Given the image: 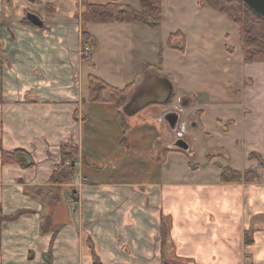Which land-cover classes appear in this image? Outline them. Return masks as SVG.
<instances>
[{"label": "crops", "instance_id": "obj_1", "mask_svg": "<svg viewBox=\"0 0 264 264\" xmlns=\"http://www.w3.org/2000/svg\"><path fill=\"white\" fill-rule=\"evenodd\" d=\"M89 1L141 9L140 0ZM187 2L197 15L195 29H177L165 34L160 46L154 43L150 31L160 28L164 19L161 0L158 27L89 23L93 43L89 55L83 56L81 0H0V142L3 151L23 150L31 162L29 167L2 163L0 150L1 209L5 215L23 211L2 224L0 264H92L90 245L101 264H264V58L247 60L239 45L237 51L227 49L230 58L233 52L239 56L238 68L233 65L229 71L236 96L213 131L196 119L208 138L206 149L196 152L190 144L188 151L173 147L174 129L160 120L170 110L178 112V122L184 124L180 112L186 102L200 96L180 87V79L176 82L172 71L182 70L177 54L186 53V47L180 51L169 46V35L180 31L188 47L193 37L215 35L217 24L225 22L229 31L216 37L225 39L230 32L238 36L237 24L225 14L201 7L197 0ZM171 5L177 13L185 7L176 0ZM28 13L37 15L42 25H34ZM172 44L181 46L182 38H174ZM150 50L152 54L161 50L159 58L146 61ZM165 53L176 58L173 68H168ZM207 58L211 59L208 52L198 53L192 69ZM133 64L136 76L124 83L119 76L133 73ZM90 74L117 88L129 86L128 100L152 78L170 80L171 101L177 95L179 104L151 105L161 108L159 116L154 127L146 126L138 134L159 142L150 153L154 158L139 166L122 159L117 143L129 151L138 145L128 140L130 131L88 135ZM197 79L202 80L199 72ZM203 93L215 106L216 92ZM144 121L131 127L150 124ZM164 136L171 138L170 145ZM89 137L99 139L101 146L93 149ZM106 143L115 146L106 150L113 155L112 171H117L113 163L119 158L123 163L120 173L103 178L98 175L103 167L92 162V155L103 151ZM61 146L76 150L75 174L68 181L51 183ZM251 153L259 159L250 158ZM220 166L253 170L258 178L223 183Z\"/></svg>", "mask_w": 264, "mask_h": 264}, {"label": "rangeland", "instance_id": "obj_2", "mask_svg": "<svg viewBox=\"0 0 264 264\" xmlns=\"http://www.w3.org/2000/svg\"><path fill=\"white\" fill-rule=\"evenodd\" d=\"M176 1L180 2L181 5L185 3V7H183V9L180 7L179 12L177 13V11L174 10L175 7L173 8L171 5L172 0H164V19L162 20L163 24L160 28L152 29L150 31L154 43H156L158 46L161 45L160 39L162 37H165V34L167 35L169 32H174L177 29L188 32L191 28L195 29L197 15L193 12L192 7L188 6V0ZM215 29L217 31L215 35H210L209 33L208 35L206 33L205 35L202 34V37H193L188 43V47L185 45L186 53H184L183 55L179 53L177 54V58H180L182 62V70H179L178 72L175 68H173V66H175L176 58L169 55L168 53L164 54V59L167 63L168 68H173L175 70L174 72L172 71V73L174 75V78L176 79V82L180 79L178 83L180 87L185 90H191L197 95L200 94V96H198V100L192 101L190 104L186 102L187 105L183 107V110L180 112L181 120L184 121V124L181 123L183 134L185 132V137L189 141L190 148L196 150V152L201 149H206L208 145V138H206L205 134L197 128L198 121L196 119H200V122L203 123L204 126L208 127L210 131H213V129H215L216 122H218L217 119L227 116L229 105L236 96L234 86L230 85L232 76L229 71L233 67V65H236L238 68L239 56H237L238 54L233 52L234 56L230 58L231 53L228 52L227 49H235L237 51L239 50L238 47H241V45L239 44L238 36L236 34H232V32H230V35L227 38L225 37V39H223L222 36H218V38L216 37L217 34H221V31H229L227 23L222 22L221 24H217ZM176 45H178V43H176ZM97 49L99 50V47L94 48L93 51L95 52ZM150 52L151 50L146 54V61H153L154 59H158V54H160L161 50L157 51L155 54H152ZM206 52L209 53L211 59H205V64L200 63L197 68L195 66L192 69L193 61L194 59L196 60L198 53L202 54ZM238 53L242 52L239 51ZM122 54H124L123 51ZM95 56L96 55H94V57H91L95 58ZM211 62H214V65H212ZM130 65L131 63H129V66ZM178 65H180V63H178ZM131 69L133 73L129 75L124 76L123 73L120 74V80L126 81L124 83L131 81L136 76V67L134 66V68L132 67ZM226 69L227 76L226 74L224 75ZM198 72L201 74L202 78L201 82L199 83H197ZM106 78L109 80L112 79L111 76H106ZM210 90H214V92H216L215 96L217 100H215L214 102V104H216L215 106L209 105V97L207 94L203 93V91L210 92ZM181 91L183 92V90ZM126 99L128 100V97H126ZM216 101L219 102L216 103ZM200 103L202 106L198 105ZM173 104H179L177 95L172 99L171 103L168 104V106H171ZM121 106L122 104H120V107ZM160 110V107L149 105L130 117L124 115L121 112V118L124 121L121 123V121H119V119L117 118V115L114 114V107L112 105H108V103H99L97 105H95L94 103H90L86 109L87 113L85 115L87 116V120L85 126L89 136L91 135L105 137L107 134H117L118 131L121 133L130 131L128 140H130L132 143H138V145L135 146L136 151L135 149H131L129 151L126 147L122 149L119 144L120 142L117 143L116 148H120L122 150V159L134 160L136 166H139L140 162L146 163L151 158V156L154 158V155H150V153L154 152V148L155 146L159 145V142H156V140L153 139L151 143L149 138L143 140V136H138V134L142 129H146V126L154 127L153 124H155V120L159 116ZM142 121H147L150 124L147 123L146 125H142L143 128L131 127L132 125L136 126L140 123L142 124ZM191 122L194 123L195 126H193ZM125 124L129 127H125ZM164 137L167 138L166 144L170 145L171 138L169 136ZM89 138L87 141L90 143L93 149L101 146L99 144L101 143L99 139L96 140L95 138ZM214 138H216V136H214ZM160 143H163V140ZM103 147V151H96L97 154L92 155V162H96L98 166L101 165L103 168H105L100 169L98 175L106 178L109 173L113 172L111 167L113 155L110 152L107 153L106 150L108 151L110 148H114L115 146H112V144L110 143H106L105 145H103ZM197 158L200 157H196V159ZM196 159L192 158V161H195ZM122 163L123 161H121L120 158L118 159V162L113 163L114 165L117 164V171H114L113 173L116 172L118 174L121 172L118 169L122 166Z\"/></svg>", "mask_w": 264, "mask_h": 264}, {"label": "trees", "instance_id": "obj_3", "mask_svg": "<svg viewBox=\"0 0 264 264\" xmlns=\"http://www.w3.org/2000/svg\"><path fill=\"white\" fill-rule=\"evenodd\" d=\"M140 4L141 9L138 10L130 5L115 1L95 4L89 0H81L80 20L82 44L92 47L93 39L87 29L89 23H140L148 27H158L162 20L161 0H140ZM197 4L201 7H209L225 14L232 22L237 24L239 42L242 50L247 54V60L264 58V17L251 10L242 0H197ZM25 22L27 23V20ZM176 37L182 38L181 46L176 47L172 44V40ZM168 44L175 49L184 51L185 39L183 34L180 31L170 34ZM128 88L129 86L117 88L107 84L99 77L91 74L88 76V99L90 103H108V105H112L117 110L116 115L121 123L124 121L121 118L119 107L120 104H124L125 100H127ZM0 150L2 163L15 161L23 167H29L31 165L28 155L23 150L17 149L12 152L3 151L1 142ZM76 153V150L61 146L60 163L51 175L49 182H64L74 176L75 170L72 160L77 156ZM249 157L259 159L260 156L257 153H251ZM67 161L71 164L66 165ZM220 169V181L223 183L253 182L258 178L253 170L238 171L229 166H220ZM22 213L23 211H18L13 215H5L0 206V246L2 224L6 221L16 219ZM42 229L44 230V227ZM165 229L163 225V248L165 246ZM56 233L57 228L54 230L53 237ZM246 242H251L249 237H246ZM90 249L93 259L92 264H101L91 245Z\"/></svg>", "mask_w": 264, "mask_h": 264}, {"label": "water", "instance_id": "obj_4", "mask_svg": "<svg viewBox=\"0 0 264 264\" xmlns=\"http://www.w3.org/2000/svg\"><path fill=\"white\" fill-rule=\"evenodd\" d=\"M242 2L255 13L264 17V0H242ZM27 17L34 25H42V22L37 15L28 13ZM173 94L172 84L166 76L152 78L147 87L139 89L126 103L121 106L120 110L124 115L130 117L144 109L146 106L152 104H167L171 101ZM160 120H165L172 129L178 128L180 131L181 124L178 122V112L170 110L165 111ZM173 147L188 151L189 143L180 138L173 143Z\"/></svg>", "mask_w": 264, "mask_h": 264}, {"label": "flooded vegetation", "instance_id": "obj_5", "mask_svg": "<svg viewBox=\"0 0 264 264\" xmlns=\"http://www.w3.org/2000/svg\"><path fill=\"white\" fill-rule=\"evenodd\" d=\"M143 88H146V84L143 86H141V89ZM188 125V124H187ZM171 135L173 137V143L176 142L178 139H184L185 141H188L187 138L182 134L180 133V131L178 130V128H175L172 132H171Z\"/></svg>", "mask_w": 264, "mask_h": 264}, {"label": "built area", "instance_id": "obj_6", "mask_svg": "<svg viewBox=\"0 0 264 264\" xmlns=\"http://www.w3.org/2000/svg\"><path fill=\"white\" fill-rule=\"evenodd\" d=\"M90 51H91V46L90 45H85V46H83V48L81 50V54L83 56H88ZM181 130H183V128H181ZM70 164H71L70 162H68V161L66 162V165H70Z\"/></svg>", "mask_w": 264, "mask_h": 264}]
</instances>
